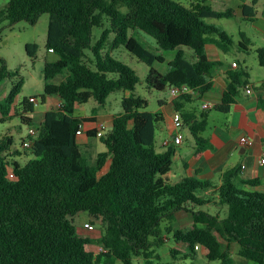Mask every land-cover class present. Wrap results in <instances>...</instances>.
Listing matches in <instances>:
<instances>
[{"label": "trees", "instance_id": "1", "mask_svg": "<svg viewBox=\"0 0 264 264\" xmlns=\"http://www.w3.org/2000/svg\"><path fill=\"white\" fill-rule=\"evenodd\" d=\"M257 3L240 7L245 21L257 19ZM44 14L50 16L46 49L59 58L45 62L44 94L16 102L24 80L19 70L10 71L1 59L0 82L18 80L0 101V124L18 118L33 126L36 104L45 106L47 96L57 98L60 107L45 113L36 144L30 142L28 148L33 158L25 164L9 159L13 138L0 141V264H164L157 249L170 236L185 248V257H194L201 246L207 260L235 264L230 250L236 246L239 257L264 264V193L254 190L262 180L240 183L235 170L224 173L217 186L198 178L170 183L167 175L176 147L159 152L156 145L163 114L147 111L148 101L134 95L140 83L137 72L111 53L122 46L149 67L164 63L161 54L138 40L139 32L155 39L157 52L175 53L157 84L194 89L195 95L175 99L174 106L202 151L211 147L203 137L209 111L187 109L186 104L209 92L220 65L209 58L207 46L213 44L225 54L236 44L240 50L252 51L244 34L236 43L225 30L205 20L230 19L235 11L217 12L209 5L189 9L173 0H9L0 10V24L35 25ZM105 17L110 27L93 43V28L101 27ZM28 48L34 56L36 48ZM185 49L191 51V59ZM256 54L264 68V47ZM235 63L239 68L229 75L213 108L223 115L231 112L243 88L255 87L250 85L249 72ZM116 92L130 93L124 98L129 111L114 116L101 137L97 130L87 132L106 149L92 158V146L77 139L92 119L75 115L76 106L94 100L104 107ZM207 191L211 195L205 198L202 194ZM208 205L226 207V217L200 210ZM80 212L102 222L105 230L97 242L107 252H97L99 247L96 252L89 250L94 240L78 234L69 218ZM179 212L192 216L190 229L177 226ZM180 253L171 250L174 258Z\"/></svg>", "mask_w": 264, "mask_h": 264}, {"label": "rangeland", "instance_id": "2", "mask_svg": "<svg viewBox=\"0 0 264 264\" xmlns=\"http://www.w3.org/2000/svg\"><path fill=\"white\" fill-rule=\"evenodd\" d=\"M9 0H0V10L3 9ZM177 3L189 9H197L202 5H209L213 10L217 12H224L227 9H233L235 11V16L230 19H206L205 22L208 24H213L225 30L229 35L233 36L236 43L241 42L242 38L240 33L244 34L251 42L252 51L247 54V52L240 50L238 45L230 47L229 52L226 54L227 61L231 64L233 59H238L244 69H249L252 80L257 84H260L261 80H264V68L259 65L256 49L264 47V28L261 24H255V22L245 21L239 16V8L241 5L240 0H173ZM253 0H247L248 4H252ZM257 12L260 19L264 16V0H257ZM50 16L44 14L40 17L35 25H31L27 22H18L13 26H9L6 23L0 24V69L2 67L1 59L6 63L7 68L10 71H20V77L24 80L23 89L18 96L20 100L23 98L39 97L44 94V80L42 72L44 69L45 62L48 60L49 52L46 49L47 32ZM110 27L107 17L103 18V25L101 27H94L92 32L93 43L97 42L104 29ZM114 36L111 35L109 38V43L113 40ZM138 40L146 46L149 50L154 53L161 54L168 62L172 60L175 56L174 52H157V44L155 39L148 36L143 32H139L137 35ZM29 45L30 47H35V55H29ZM210 49V47H209ZM187 52V57L191 59V51L185 49ZM112 56L137 72L140 78V83L136 87L134 95L144 98L148 101L147 111L153 112L158 110L160 107V100L170 99L169 88H161L160 84L152 82V75L154 71L165 72L168 70V65L155 63L153 68L147 66L137 57L129 53L124 47H119L112 50ZM209 53L211 51L209 50ZM162 72V73H163ZM61 78H59L60 80ZM16 79H6L0 82V101L5 99L6 96L11 91L12 86L17 82ZM57 80L56 82H59ZM154 80V79H153ZM157 83H159L157 81ZM124 92H116L111 94L108 98L106 105L104 107H98L94 100L83 105L79 108V112L82 110L86 111L87 115H90L93 108L98 107V114L105 119L111 118L113 115L116 116L119 113L126 112L128 109L124 108L122 103V98ZM198 101L194 103L197 107ZM36 118H38L39 113L44 111V106L36 104ZM164 112V111H163ZM209 124L211 127L218 125L225 118L224 115L216 112L209 111ZM168 126V124H167ZM166 124H162V128L165 129ZM30 130H35V127H30L23 124L18 118H11L7 122L0 124V140L9 136L13 138L14 144L10 151L17 150L21 152V156H15L14 158L18 160L21 164H25L30 159L33 158L31 153L25 154L28 150L23 147V141L27 140ZM181 132L185 135V139L193 141L191 134L186 128H181ZM166 130L159 129L157 131V141L164 137ZM95 143L102 148V144L99 140H95ZM157 145V143H156ZM180 148V147H179ZM181 149H191L189 145H184ZM159 152H164V149L157 147ZM90 155L92 158L96 157V151L92 147L90 150ZM8 174L10 176L9 170ZM185 173L183 164L179 157L173 158V165L171 172L167 175V179L170 183L174 184L179 182L181 176ZM200 210L206 211L212 215L220 214L222 218L227 215V208L218 205H208L200 208ZM71 222L77 228V232L81 237L90 238L94 240L93 246H89V250L96 252L97 248L101 245L98 244V239L104 233L105 227L101 221L95 220L88 212H80L74 217L69 218ZM193 221L192 217L184 212H180L177 226L183 230H188L192 227ZM177 249L181 253L175 258L171 254L172 249ZM238 247L234 246L231 248L230 253L235 261V264H253L244 258L237 255ZM158 254L161 256L162 262L164 264H220V261H209L206 258V250L204 247L198 246L196 248V254L194 257H185V248L180 245H176L170 236L169 240L166 241L165 245L157 249Z\"/></svg>", "mask_w": 264, "mask_h": 264}, {"label": "crops", "instance_id": "3", "mask_svg": "<svg viewBox=\"0 0 264 264\" xmlns=\"http://www.w3.org/2000/svg\"><path fill=\"white\" fill-rule=\"evenodd\" d=\"M243 3L248 4L247 0ZM243 3L238 6L240 10L239 12L240 17H242V12L240 7L243 5ZM254 22L255 24H261L262 27L264 28V16L262 19H260V17L257 15V19ZM241 35L242 33H240V37ZM209 50L211 51L212 54L209 53ZM48 52L50 56L47 60L48 62H55L59 59L54 52L52 51H48ZM207 53L211 60L218 61L220 65L213 73V81H212L211 89L201 99L198 100L197 107L194 106L195 102L192 104H186L187 109L197 108L199 112L200 110L203 111L201 109V106L206 101H211L214 104L220 102L223 93L225 91V85L229 79V75L235 69L239 68L238 66L234 67L233 64L235 62H238L239 65L242 66L241 62L238 59H233L231 64H229L227 61L226 54L220 48H218L213 44L207 46ZM172 60L168 62L165 59V62L161 64L167 63L168 65ZM246 70L250 74L249 69L247 68ZM162 72L154 71V75H152V82L156 83L154 86L157 85V79L161 77L166 71L163 73ZM250 81L251 83H253V84L250 83V85H255V87L262 86V88L256 90L255 87L253 86L251 89L252 90L251 93H247L246 89L243 88L235 104L232 106L231 112L227 115H224L225 118L223 119V121L213 127H211L210 124H208V128L203 133V137L210 141L211 147L206 148L202 151L198 150L193 138H192L193 141H189L188 139H185V135L183 134V132L177 130L174 127L173 116L176 112L174 106L175 100L172 99L171 96L169 101L160 100L159 109L153 111V113L159 112L163 114L164 117L163 124H166V127L165 129H163L161 125L159 126L158 130L159 129L166 130V134L158 141L156 139V143H157V147L160 149H164V151L170 146L176 147V154L174 158L177 157L180 158L183 164V168L185 170V173L181 176L179 182L185 178H198L199 180L202 181H210L215 186H217L221 184L222 176L224 173L237 170L239 176L238 180L240 183L241 181H245L249 179L262 180L261 185L254 188V190L264 193V164L261 162L263 158L262 151L264 148V109L261 107V104L264 101V80H261L260 84H257L255 81L252 80L250 74ZM161 88L166 89L169 87L162 84ZM128 97H130V93L124 92L122 103L124 105V108L126 109H128V107L124 102V98H128ZM18 101H20L19 97L17 98L16 102ZM82 106L83 105L76 106L75 115L84 118H90L92 119V121L85 123L83 125L82 133L81 135L78 136L77 139L80 144L83 145L90 144L95 149L96 154H98L106 150L105 146L101 143L103 147L99 148V146L95 143V140H99V139L91 140L88 137L87 132L91 130H97V126L99 123H105L108 130L112 126L114 115L109 119H105L104 117L98 114V109L97 112L94 113V110L97 107L92 109L90 115H87L85 110H82L81 112L78 111L79 108H81ZM59 107H60V101L57 98L52 96H47L46 104L44 106V111L39 113L40 115H38V118H36V110L35 113L31 116L34 122L32 127H35V130L37 131V129L44 121L45 113L47 111H57ZM208 122H209V116H208ZM182 128H186V127H182ZM186 129L188 130V128ZM178 132L182 133L183 141L182 143L175 145L173 144V138L175 137V135H177ZM242 136H248L252 138L254 141L253 146L252 147L242 146L240 143V138ZM35 139L36 136H31L29 134L27 140L24 141H30L32 144H36ZM166 141H170L169 145L166 147H162L161 145ZM184 145H189L191 149H181V147ZM27 150L28 152L26 153H30V150L29 149ZM15 156H21V152L15 150L12 153L11 151H9V157H10L9 159L11 162L18 161L14 158ZM210 195H211L210 191H207L206 193L202 194V196H204L205 198ZM179 214L180 212L177 213V220L179 219Z\"/></svg>", "mask_w": 264, "mask_h": 264}, {"label": "built area", "instance_id": "4", "mask_svg": "<svg viewBox=\"0 0 264 264\" xmlns=\"http://www.w3.org/2000/svg\"><path fill=\"white\" fill-rule=\"evenodd\" d=\"M233 66L237 67L236 63H234ZM169 91H170V95H171L172 99H174V100L178 99L182 96H186V95H195L194 89H192L191 87H189L187 85L171 86V87H169ZM246 92L247 93L252 92V90L249 86L246 87ZM215 105L216 104H214L211 101H206L202 104L201 109L203 111H209V110H212L215 107ZM173 125L177 130H180L183 127V121H182V118L178 112H175V114L173 116ZM106 131H107V127H106L105 123H99L97 126V137H101ZM81 133L82 132H78V135H81ZM29 134L31 136H35L36 130H30ZM182 141H183V135H182V133L178 132L177 135H175V137L173 138V144L177 145V144L182 143ZM169 143H170V141H166L161 146L166 147L169 145ZM240 143L244 147H252L254 144V141L252 138H250L248 136H242L240 138ZM23 147H25L26 149L30 148L31 147L30 141H24ZM262 155H263V158H262L261 162L264 164V148L262 151ZM10 177H12V174H10ZM97 252L104 253L107 251L104 248L99 247Z\"/></svg>", "mask_w": 264, "mask_h": 264}]
</instances>
